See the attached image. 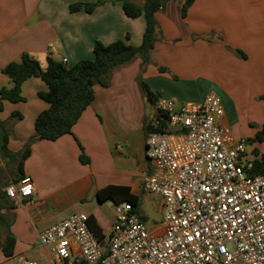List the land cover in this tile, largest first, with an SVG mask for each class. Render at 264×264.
<instances>
[{
    "label": "crops",
    "instance_id": "crops-1",
    "mask_svg": "<svg viewBox=\"0 0 264 264\" xmlns=\"http://www.w3.org/2000/svg\"><path fill=\"white\" fill-rule=\"evenodd\" d=\"M95 1L0 0V91L13 86L2 69L19 60L24 53L35 58L45 70L48 57L57 61L66 59L68 67L81 60L93 59L97 41L108 45L124 40L133 46L141 45L146 28L145 18L127 17L121 2L109 1L92 13L69 10L71 4ZM129 1L139 7L144 4V0ZM195 1L187 14L197 5ZM218 1L208 0V7L212 8L217 2V10ZM179 2L175 0V6L174 2H170L171 11H164L169 20L162 18L161 12L156 14L165 37L166 32L171 33L169 30L172 27L176 31L180 17L179 5H176ZM253 10L257 15H260L257 11L264 12L260 5ZM185 25L189 26L186 22ZM166 26L168 29L165 32ZM160 30L156 32L157 39L162 38ZM239 30L240 38L248 40L246 47L241 43H231L237 50L228 48L223 52L209 53L206 66L203 65V58H197V68L185 67V63L174 68L169 61L161 58L162 46H156L147 67L137 58L112 73L108 88L95 85L94 100L73 127L72 134L55 141L33 143L31 155L24 163V174L33 181L34 193L31 198L22 201L7 199L8 203L0 211L1 216L8 217L9 221L4 226L0 223V264H21L22 258L52 263L54 254L39 242L38 235L75 213L94 217L103 231V238L107 239L115 212L113 210L109 214V219L103 214L105 205L112 201L99 202L97 192L108 186L129 187L131 193L139 198L136 211L139 218L152 234H162L164 201L159 195L144 192L142 186L144 176L152 172V163L146 154V139L147 129L156 114V105L147 101L139 77L153 92L161 91L167 98L179 103L199 102L210 93L217 95L224 108V115L218 123L231 128L236 140L246 141L248 137L239 123L245 112L242 106L246 102H257L262 106L264 102V21L260 18L255 20L248 30L241 21ZM194 32L196 35L205 33ZM226 37L229 41L233 39L227 34ZM197 45L198 41L193 42L186 49L195 51ZM206 47L212 49L213 43ZM162 67L167 71L162 72ZM185 69L195 74L187 76L189 79L186 80L183 78L186 75L180 73ZM47 89L41 78L31 77L22 85L23 102L2 101L0 96V121L4 124L0 125V192L16 183L20 176L17 163L3 157L4 136L8 134L11 153L18 154L23 150L35 133L37 116L49 107L38 95ZM13 112L20 113L22 119L12 118ZM83 153L89 158L87 164L80 161ZM144 195L160 197V222L149 218L151 208ZM9 203H13L12 207L8 206ZM8 235L15 239L10 256L3 252Z\"/></svg>",
    "mask_w": 264,
    "mask_h": 264
},
{
    "label": "built area",
    "instance_id": "built-area-1",
    "mask_svg": "<svg viewBox=\"0 0 264 264\" xmlns=\"http://www.w3.org/2000/svg\"><path fill=\"white\" fill-rule=\"evenodd\" d=\"M66 59L62 62L66 64ZM146 139L152 172L143 190L164 201L162 234H152L128 202L114 205L107 239L75 213L38 235L54 254L52 263L21 259V264H264V173L253 153L218 119L220 98L157 102ZM12 201L31 198L25 176L4 189Z\"/></svg>",
    "mask_w": 264,
    "mask_h": 264
},
{
    "label": "trees",
    "instance_id": "trees-1",
    "mask_svg": "<svg viewBox=\"0 0 264 264\" xmlns=\"http://www.w3.org/2000/svg\"><path fill=\"white\" fill-rule=\"evenodd\" d=\"M111 1L121 2L125 15L131 19L140 16L145 18L146 28L142 43L139 46L128 44L124 40H117L105 45L97 41L93 48V59L78 61L68 67L62 61L47 58V67L43 70L40 63L27 53L20 56L19 60L11 62L2 69L13 83L10 89L2 88L0 91L1 100L11 103L23 102L22 85L31 77L41 78L47 85L46 91L38 93L39 97L49 104V107L42 111L36 118L34 128L35 133L18 154H13L8 149V134L4 136L2 153L5 159L17 163V171L20 174L19 182L25 177L24 163L31 155L33 143L39 140L55 141L64 135L72 134L73 127L79 121L83 112L94 100V87L99 85L108 88L111 83L112 73L125 65L140 58L142 65L146 66L150 62L151 52L156 46V32L159 28L156 14L165 6L169 0H144L142 7L129 0H97L95 2H78L69 6L70 12L85 11L92 13L96 8ZM194 0H184L181 5V15L185 17L192 6ZM127 38L129 36L127 35ZM161 71L165 69L160 68ZM139 84L148 102H156V93L139 77ZM264 101V96L262 97ZM0 109L2 106L0 105ZM12 118L22 119V115L13 112ZM0 125L4 126L0 121ZM149 131V127L147 129ZM250 144L264 142V126L256 133L254 138L248 139ZM258 155V150H253ZM83 164L89 163V158L83 154L80 156ZM255 169L252 174L264 173V161L254 160ZM16 182V183H17ZM5 192H0V211L8 203ZM10 200V199H9ZM97 200L104 202L111 200L114 204L128 202L134 210H138L139 198L131 193L129 187L108 186L97 192ZM13 203L8 206L12 207ZM0 219L3 217L0 213ZM2 221H5L4 219ZM89 226L99 239L104 237L103 231L97 224L94 217H89ZM15 239L8 235L3 252L6 256L12 255Z\"/></svg>",
    "mask_w": 264,
    "mask_h": 264
},
{
    "label": "rangeland",
    "instance_id": "rangeland-1",
    "mask_svg": "<svg viewBox=\"0 0 264 264\" xmlns=\"http://www.w3.org/2000/svg\"><path fill=\"white\" fill-rule=\"evenodd\" d=\"M181 1L182 0H180L179 4L176 5H179L178 10L180 11V17L177 23L176 31L175 27H172L169 30L171 31V33L167 34V25L165 27L167 37H165L164 32H161L159 27L158 31L160 30V35L162 34V38L157 39L156 41V46L161 45L162 48H167V50H163L161 48V58L169 61L174 68L175 65L177 67V64L179 65L183 63H185V67L188 65L191 68H197V64H199V60H196L197 58H203V65L206 66L209 53L223 52L228 48L237 50L236 46H231V43H234L235 45L241 43L246 47L248 45V40L246 38H240L239 25L241 21L244 23L246 30H248L250 26L253 25L255 20L260 18V20L264 21V12L257 11L260 14L257 15L254 14L253 10L257 5L262 6L264 9V0H219L217 10H215V5L217 4V2H215V5L213 6L214 8H210L208 7V0H196L195 3L197 5L190 11V14H187L185 17H182L181 15ZM168 2H166L163 9L159 11L163 14L162 18H164L165 20H169V15L164 12L165 10L171 11V4L169 3L174 2L173 6H175L176 4L175 0H171L169 3ZM174 8L176 10V7ZM185 22L189 26H186ZM191 23H193V28ZM195 30L199 32L203 31L205 33H198L200 35H196L194 32ZM179 33L180 35L177 36ZM226 34L233 36V39L229 41L226 37ZM183 36H185V38H182ZM197 41L198 45L196 46V50L187 51L188 49H186V47ZM209 43H213V48L210 50H208L206 47L209 45ZM202 44H204L205 47ZM183 48L185 50H183ZM180 66L181 65H179V67ZM146 67H144V69ZM162 68L165 69L162 72L167 71V68ZM182 72L180 73L181 75H186L183 76V78L186 80L189 79V77L187 76L192 77L195 74L192 71H188V69H185ZM154 93H156V102L151 103V105H156L157 102L162 99H170L167 98L161 91ZM242 107L245 112L244 114L242 113L239 123L243 126L244 135L248 137L246 141L243 142V145L248 150H258L259 153L257 156L255 154H250V157L256 158L260 161H264V142L253 143L251 145L248 141L249 138H254L256 133L264 126V102H262V106L257 104V102H246ZM145 197L146 201L148 202V206L151 208V215L149 216V218L156 222H160V220L162 219L161 211L159 209L160 197L155 195H148ZM105 206L106 209L104 208L102 212L109 219V214L113 212L114 205L112 202H108ZM3 219L5 221H2ZM3 219H0V223L2 226L6 225V222L9 223L8 217H5Z\"/></svg>",
    "mask_w": 264,
    "mask_h": 264
}]
</instances>
